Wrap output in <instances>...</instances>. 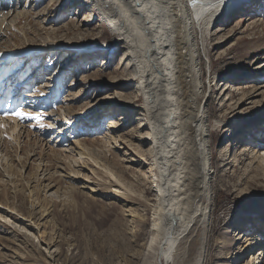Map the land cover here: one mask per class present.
I'll return each instance as SVG.
<instances>
[{
	"label": "rangeland",
	"instance_id": "obj_1",
	"mask_svg": "<svg viewBox=\"0 0 264 264\" xmlns=\"http://www.w3.org/2000/svg\"><path fill=\"white\" fill-rule=\"evenodd\" d=\"M230 12L194 29L201 101L208 92V124L222 123L190 264H264V0ZM45 43L56 49L31 52ZM14 53L0 70V264H153L157 159L139 79L108 24L91 0H7L0 54ZM218 80L230 86L222 100ZM20 110L39 119L5 114Z\"/></svg>",
	"mask_w": 264,
	"mask_h": 264
},
{
	"label": "bare ground",
	"instance_id": "obj_2",
	"mask_svg": "<svg viewBox=\"0 0 264 264\" xmlns=\"http://www.w3.org/2000/svg\"><path fill=\"white\" fill-rule=\"evenodd\" d=\"M239 1L91 0L99 19L108 24L116 50L122 53L120 65L127 62L126 66L139 79L145 99L148 121L145 126L153 140L158 170L153 191L157 197L156 212L151 225V231L156 234L153 264H190L193 252L199 249L200 239L194 237V232L198 226L207 224L206 204L207 200L212 201L210 183L218 177L212 139L222 121L214 128L208 124L206 110L211 95L206 92L201 101L205 85L202 82L203 48L194 29L209 31L215 28ZM5 2L7 0H0L3 8ZM24 13L17 10L16 18ZM263 21H254L257 24L254 26ZM44 45L31 52L56 49L55 45ZM97 47L105 49L103 43ZM15 54H0V70H5L4 61ZM219 85V93H224L222 100L230 86L218 80ZM242 88L247 85L233 89ZM233 108L230 113L234 116L243 113L239 107ZM5 114L14 119L15 113ZM247 150L243 148L240 159L245 160ZM258 152H264V148ZM224 161L229 167L233 163L231 155Z\"/></svg>",
	"mask_w": 264,
	"mask_h": 264
},
{
	"label": "snow or ice",
	"instance_id": "obj_3",
	"mask_svg": "<svg viewBox=\"0 0 264 264\" xmlns=\"http://www.w3.org/2000/svg\"><path fill=\"white\" fill-rule=\"evenodd\" d=\"M15 116H16L17 118L21 119V120H23V119H25V118L39 119L38 116L33 117L31 113H29V112H25V111H23V110L17 111V112L15 113Z\"/></svg>",
	"mask_w": 264,
	"mask_h": 264
}]
</instances>
